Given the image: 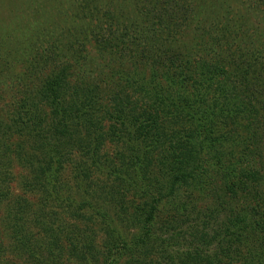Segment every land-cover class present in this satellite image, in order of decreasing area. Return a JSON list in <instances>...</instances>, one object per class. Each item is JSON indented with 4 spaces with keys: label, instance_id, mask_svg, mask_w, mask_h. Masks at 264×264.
Returning a JSON list of instances; mask_svg holds the SVG:
<instances>
[{
    "label": "trees",
    "instance_id": "16d2710c",
    "mask_svg": "<svg viewBox=\"0 0 264 264\" xmlns=\"http://www.w3.org/2000/svg\"><path fill=\"white\" fill-rule=\"evenodd\" d=\"M258 12L264 17V0H74L54 12V19L65 20V25L56 27L58 38L44 55L40 53L44 57L41 64L55 62L63 53L68 62L64 68L50 73L49 82L39 84L35 81L40 58L36 55L31 64L25 60L30 64L29 70L23 71L29 72L26 88L18 93L33 97L27 98V107L7 110L3 120L0 118L5 123L0 127V162L6 155L7 159L19 157V149L8 146V142L19 135L30 139L32 146L38 145L41 149L36 148L30 156H21L27 176L33 179L31 186L26 179L19 182L18 190L22 195L45 193L52 201L59 198L63 187L57 181L64 172L62 150L67 141L66 133L53 129L49 119L46 118L48 129L40 127L36 119L48 108L51 110L48 115L65 127L75 128L73 136L78 140L85 139L78 136L77 129L84 131L88 140H93L92 129H109L108 133L120 136L124 132L132 147L126 157L130 165L123 167V172L108 170L106 182L110 184L112 175L127 191L149 199L144 217L140 208H133L137 214L135 227L130 231L124 225L126 214H122V207L120 213H111L98 204L113 205L109 201L113 192L110 185L102 186L104 193L100 195L93 192L86 195L78 188L80 200L68 195L65 206L75 212L89 209L102 227L101 237L105 240L101 242V254L91 244L88 250L86 245L79 248L71 240L72 250H80L77 264H96L97 257L101 264H207V261L219 264L223 259L231 264H264V145H260L264 137H258V143L249 138L251 132H256L260 114L264 115V55L260 46L255 49L256 41L264 43L261 33L264 28H259ZM174 17L178 23L172 27L164 25V19L165 23H171ZM44 25L48 23L40 26ZM39 28L43 29L38 26L34 31ZM185 32H190L189 36L183 35ZM90 52L94 53L91 57ZM142 100L147 104H141ZM31 117L36 119H28ZM160 119L176 122L179 131H172L170 136L149 137L153 147H164L153 165L169 162L177 167L173 161L178 162L188 152L189 164L195 166L183 174H178L181 167L177 172L168 171L171 179L163 182L156 176L165 171H154V175L144 173V161H153L148 150L152 145L134 135L147 123L154 130L163 126ZM230 157L235 161H230ZM204 158H208L205 159L209 165L207 171L202 168ZM199 160L201 163H196ZM238 160L241 164H235L237 170L229 171L234 165L229 163L228 168L227 163ZM219 167L229 171L220 177L225 194L235 197L233 188L238 186L243 193L254 191L247 194L259 196L260 204L252 207L245 203L236 209L224 201L214 204L212 199L202 200L204 195L199 191L177 189L180 179L181 183L189 181L190 186L200 185L202 174L215 175ZM230 172L235 176L229 178ZM3 174L0 204L6 205L0 219L2 225L9 218L17 221L24 216L19 213L17 218L18 199L14 203L4 197L3 188L9 179L7 170ZM165 187H170L169 192L175 194V205L171 208L175 214L169 217L171 224L168 222L163 227L159 226L158 216L170 207L169 193L159 196ZM182 202L184 208H179ZM194 203L202 205V210L209 215L201 217L199 210L195 215L188 211L185 206ZM79 217L82 216L75 215ZM177 222L192 233V244L182 254L167 247L172 238L169 233ZM158 230L170 239H156ZM255 234H263V238L253 245ZM61 240L57 229L43 234V240L33 237L29 231L21 239H10L0 231V264H16L15 255L24 259L25 264H39L44 258L54 261L57 251L62 252ZM151 242L155 243L156 252L148 247ZM44 244L46 249L42 248ZM148 252L155 253L154 260L147 256Z\"/></svg>",
    "mask_w": 264,
    "mask_h": 264
},
{
    "label": "rangeland",
    "instance_id": "374dc122",
    "mask_svg": "<svg viewBox=\"0 0 264 264\" xmlns=\"http://www.w3.org/2000/svg\"><path fill=\"white\" fill-rule=\"evenodd\" d=\"M74 0H0V118L3 120L2 117L5 116L7 110L12 111L14 108L20 109L22 107H27L26 101L31 100L32 97H25V95L20 96L18 92L22 91L21 89H24L25 86V80L26 76H28L29 72H23L29 70V66L33 61H35L36 55L40 58L38 59V75L36 78L35 83H41L43 82H49L50 80V73L53 70L62 69L64 68V65L68 62L67 59L64 57V53L60 58H57L55 62H49L41 64V56L45 54L44 51L51 48V43L57 39L56 36L57 30L56 27L58 25H63L65 20H58L54 19V12L56 10H59L61 8H66V5L69 4ZM55 10V11H54ZM54 11V12H53ZM259 13V12H258ZM260 14V13H259ZM37 17V18H36ZM36 18V19H35ZM170 18V17H169ZM169 18L167 19L169 21ZM54 19L52 22L51 20ZM175 20H173L171 23L170 21L168 23H165V19L163 20L164 25L173 26L174 23L177 22V18L174 17ZM259 23H260V29L262 30L264 28V17L260 14L258 15ZM44 23H48V25L40 26ZM258 25V22H256ZM65 25V24H64ZM63 25V26H64ZM43 27V29L39 28L36 32L34 31L37 27ZM61 28V27H58ZM41 29V30H40ZM260 30V31H261ZM262 34H264V30L261 31ZM54 34V35H53ZM190 32H185L183 35L189 36ZM53 35V36H52ZM255 49L260 48L263 49L262 55H264V43L261 45L259 41H256ZM261 52V51H260ZM40 53H43L41 55ZM94 53L90 52L89 56L93 55ZM30 60V64H28L25 60ZM37 60V59H36ZM35 66V65H34ZM37 70V69H36ZM52 78V77H51ZM30 79H34L31 77ZM65 80H67L65 78ZM76 78L71 80V82H74ZM40 88V87H39ZM34 90V88H33ZM25 93V92H24ZM30 98V99H29ZM35 98L37 99L38 96L35 95ZM252 100V98H251ZM143 101V100H142ZM141 104H147L145 101ZM253 102H255L253 100ZM256 103V102H255ZM263 104V103H262ZM260 110V109H259ZM45 111V112H44ZM49 111H51L48 108L43 109V114L39 115L38 119L35 117L28 118L32 121L35 119L40 123V127L42 129H48L49 128V122L47 119H49L50 124L52 123L53 129L55 130H63L66 133L65 140L67 141L64 150H62V161L64 172L60 175L57 184L61 185L63 187V191L60 192L59 198H54V201L52 199H47L45 193H37V194H30V192H27L25 195H22L19 188V182L27 181V184L31 186V180L32 177H28V173L25 171L26 167L24 163H22L20 160L21 156H30V154L36 152L37 150L40 151V146L33 145L30 142V139L28 140L25 136H16L14 140H11L8 142V146L17 147L16 149H19L17 152V155L19 157L7 159V155L5 158L0 162H3V165H0V176L3 177V172L7 170L8 174V182L6 186H4L3 191L6 193L4 194V197L6 196L10 202H14L18 199L20 202L16 205V212L17 218L19 213L24 214V216H21L20 219L17 221L11 220L9 218V221L0 223V231H2L8 238L12 239H21L23 234H27L28 231L30 234L33 235L35 238H40L43 240V234L47 232H53V230L57 229L61 233V243L60 248H62V252L57 251V256L54 261H50L47 258H44L40 261L39 264H77V255L80 256V250H72V243L71 240H75L74 244L77 245L79 248L83 245H86L88 247V250L91 249L89 246L90 244L93 246L94 249H97L99 254L102 253V247L101 242H104V238L101 237V231L102 228L95 218L92 217V214L89 209H86L84 212H75V210H71L67 208L65 205L64 200L68 198V195L74 200H80L81 195L78 191V188H81L85 191V194L91 195L93 192L94 194L100 195L103 194L104 191H101V187L105 185H110L113 192L110 194L109 201L113 203V205L110 203V207L105 206V204H102L101 202H98L99 206L102 207L105 211L108 212H121L122 207V214H126V217L123 218L125 221L124 225L128 228V230L131 231L132 227H135V215L137 213L133 212L134 207H138L141 210V215L144 217L145 209H146V203L149 199L145 197H141L137 192L135 191H127L123 185L115 181L114 177L111 175L110 177V184L106 182V172L108 173V170L123 172L126 167L130 165V163L127 160V153L132 149L131 146L128 145V142L125 138V133L123 132L120 135L118 133H108L107 131L109 129H101L102 131H97L96 129H92L94 131L92 135L93 140H88L86 137V133L80 129H77L78 136L83 137L85 140H78L75 139V136H73V132L75 131V128L73 127H65L63 124L59 123L53 116L48 115ZM261 111V110H260ZM172 117L168 116V119L171 120ZM0 120V127H4L5 123ZM159 122H164L161 119ZM2 123V125H1ZM106 128V126H105ZM256 132L249 135V138L253 140L255 143L259 142L257 139L258 137H264V132H261L264 130V115L261 113L259 116V120L257 122ZM2 129V128H1ZM261 129V131H260ZM124 130V129H123ZM118 131V130H116ZM178 132L179 128L176 126V122L173 123L172 121H166L164 122L163 126L157 127L156 130H154V126L149 123L145 124L142 127V131L139 133L134 134L136 137L143 139L144 143H149L152 145V142L149 140V137L152 135L154 137L162 135H169V133ZM133 133V131H132ZM132 137L133 134H131ZM164 135V136H165ZM159 136L158 142H161V137ZM20 137V138H18ZM120 137V139H119ZM26 138V139H25ZM82 138V139H83ZM135 138V137H134ZM69 140V141H68ZM132 140L129 138V141ZM69 142V143H68ZM260 144V143H259ZM264 145V143H261L260 145ZM2 145V141L0 140V147ZM262 145V146H263ZM39 148V149H38ZM153 148H156L157 150H153ZM164 147H153L149 146L148 150L149 155L152 154L153 161L151 163H147L144 161V173L146 171L150 173L151 175L156 174V171H165L163 175L156 176V179H158L160 182L166 181L170 178V175L168 174V171H179V168L181 167V171L178 172V174H183L186 172V169H195V166L191 167V164H189V159L187 157L188 152H183L185 155L180 156L176 161H173V163L177 164V167L174 166V164H169V162H165L166 165L163 163H157V165H153L154 158L158 157L159 151H161V154L163 152ZM15 151V149H14ZM8 154V153H7ZM40 154V153H39ZM94 155V159L91 158V156ZM147 155V156H149ZM167 157V156H166ZM162 158L164 159L166 158ZM38 159V158H37ZM208 158H204L202 168L203 170L207 171L208 161L205 160ZM235 161L233 158L230 161ZM170 161V160H169ZM196 163L200 164L201 161H197ZM227 161L224 162V169ZM233 164V169L229 171H233L234 169L237 170L235 167V164H241V160H238L237 162H228L227 167L230 168ZM8 164V165H6ZM197 164V165H198ZM125 165V166H124ZM22 170H21V169ZM28 168V167H27ZM201 168V169H202ZM123 169V170H122ZM172 169V170H171ZM176 169V170H174ZM202 170V171H203ZM155 171V172H154ZM214 171V170H213ZM227 170H223V167H219L218 170H216L215 175H211V172L207 175V173L201 175L200 185L197 184H191L188 185L189 181L182 182V179H180V186H178L179 191L184 190H192L194 192H198L201 195H204V197H201L202 200L209 199V201L212 199L215 203H219V201H224L226 203H230V207L240 209L243 207L245 203H249L252 207L257 206L259 203V196L255 197L250 196L247 193L254 192V191H247L243 193L241 189L238 186H235L233 188V191H236V195L229 196L224 193V186L222 184V178H220L224 173L227 174ZM236 173V172H235ZM237 174V173H236ZM229 175V174H228ZM235 174L229 175V178L234 177ZM28 177V178H27ZM235 181V179H234ZM228 182H232V179H229ZM112 183V184H111ZM116 183V184H115ZM231 184V183H230ZM170 187H165V191H162L159 196L168 195L169 193V205L170 207L165 208L161 215L158 216V221L161 222L159 226L166 227L165 225L169 222V225L172 222V215H174V211L172 210V204L175 205V201L173 199L174 193L169 192ZM126 191H125V190ZM1 190V189H0ZM118 191V192H117ZM252 195V194H251ZM254 195V194H253ZM103 200V196H101ZM58 199V200H57ZM50 200V201H48ZM57 200V201H56ZM100 200V199H99ZM98 200V201H99ZM199 200V201H202ZM62 201V203H61ZM109 203V202H107ZM260 204V203H259ZM4 205L0 204V219H2V212L4 210ZM184 202L180 203L179 208L183 207ZM120 207V208H119ZM188 211L193 213L194 215L196 213H200L201 217L208 216V211L202 210V205L199 204H189ZM119 210H118V209ZM13 214H11L12 217ZM75 215H80L82 217L75 218ZM140 215V213H139ZM129 217L131 219V222L129 220ZM215 215H212V218H215ZM176 216L173 217V221H176ZM188 222H193L190 219H187ZM202 221V219H200ZM264 221V220H263ZM130 222V223H129ZM9 224V225H8ZM131 224V226L129 225ZM177 222L174 229H172L171 233H169V236L172 235V238L170 239L168 235L161 234V232L158 230L155 238H166L168 237L169 245L167 247H171V249L174 251H179V253H185L187 252L186 246L192 244V238H191V231L187 230L185 226L182 227V225H178ZM210 230V227H208ZM126 231V230H125ZM39 234H42L39 235ZM35 235H38L37 237ZM174 237H177L176 239H173ZM263 234H255L254 235V243L258 239H262ZM41 242V241H39ZM49 241L46 240L45 243H48ZM168 243V242H167ZM35 244H37L35 242ZM71 245V247H70ZM215 245V244H214ZM46 245L44 244L42 248L46 249ZM148 247L152 249V251H155L157 249L154 242H151L148 244ZM57 250V248L55 249ZM215 251V248L213 252ZM90 254L93 255L94 251H89ZM156 252V251H155ZM70 253L73 255L70 257ZM14 256V254H12ZM42 255H46V252ZM76 256V257H75ZM151 260L155 259V253L148 252V255ZM17 259L14 260V263L18 264H25L24 259H19L16 255L14 256ZM95 257V256H94ZM97 257V256H96ZM158 257V256H157ZM159 258V257H158ZM98 260H96V264H101V259L97 257ZM126 260V258L124 259ZM93 264V263H92ZM207 264H211V262L207 261ZM214 264H218L217 262ZM219 264H231L228 263L227 260L223 259V261L219 262ZM235 264V263H233Z\"/></svg>",
    "mask_w": 264,
    "mask_h": 264
}]
</instances>
